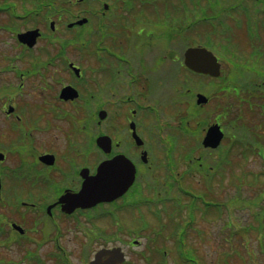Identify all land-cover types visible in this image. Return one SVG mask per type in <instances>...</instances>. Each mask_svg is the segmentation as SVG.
<instances>
[{"label": "flooded vegetation", "instance_id": "1", "mask_svg": "<svg viewBox=\"0 0 264 264\" xmlns=\"http://www.w3.org/2000/svg\"><path fill=\"white\" fill-rule=\"evenodd\" d=\"M167 1L0 0V67H4L0 73L4 72V77L9 79L7 73L12 72L16 79V84L7 78L4 79L6 97L4 118L8 119L11 128L15 130L13 127L17 128L23 124L26 118L25 109L36 104L34 101L28 102L24 109L16 104L20 103V99L23 101L25 94L29 93L25 88L28 80L35 78L38 82L32 87L38 92L40 103L53 101L62 112L58 116L55 115L57 112L54 113L52 125L43 129L44 131H48L56 120L66 119L68 131L78 132L82 137L81 143L88 144L92 126L99 130L91 137L92 146L96 151L93 161H90V157L84 159L75 154L77 150L75 146L80 142L72 138L66 145V151L72 150L73 155L60 156L54 150L40 151L37 161H34L37 170L20 171L19 168H23L27 163L23 166L17 165L15 168L10 164H4V176L7 178L5 180L13 179L18 182L17 185H22L20 189H14L12 195L23 189L27 182L32 186H38L37 193L31 194L26 189L27 197L21 202L11 203L15 210L19 207L25 208L21 211L31 217L30 228L24 225L23 228L20 224L11 222L22 229V231L14 229L18 233L15 238H31L38 243H50L51 251L47 255L40 251L29 253L35 264H48V261L53 264H138L141 259L145 260V264H154L152 255L168 257L172 252L177 254V258L172 259L173 264H200L197 250L189 245V233L197 219L178 220L179 222H175L171 228L176 234L164 235L162 240L156 236L155 240L152 235H137V229L131 228L127 229L128 235L120 233L123 219L121 214L128 209L131 210L138 203L132 193L140 183L139 176L154 173L148 171L151 167V153L155 156L165 147L170 152L168 146L171 145L169 139L172 125L169 122L167 69L174 71L178 80L183 77L184 70L189 75L194 74L184 63L185 49L191 46L184 38V33L179 40V33L175 36L180 42L177 44L180 48L177 53L171 49L167 50L170 52L168 53L162 41L165 40L164 33L170 36L172 32L169 35L163 31L165 28H160L162 25L159 24H162L163 17L158 19L154 16L156 19L154 22H147L144 18L137 23L136 14L141 17L143 12L140 9L143 8L145 13L148 9L153 14L157 10L161 16L167 15L166 10L168 12L169 9ZM240 1L243 2L242 5ZM209 2L212 7L221 5L222 8H226L225 14L231 13L234 9L233 12L242 15L256 14L258 18H262L264 13V0H209ZM137 4L142 6L139 10ZM255 23L260 24L259 21ZM186 30L190 31L191 27ZM143 34L148 41H140ZM195 45L201 44L194 43L192 46ZM159 46H163V49L161 50ZM128 47L133 48L129 54ZM182 49L184 50L181 53ZM10 51L14 53L11 54ZM219 63L222 65L221 60ZM172 76L174 77L173 74ZM65 87L73 88L78 97L74 100H63L60 94ZM9 88L16 91L10 97ZM174 88L178 89V86ZM110 98L113 100H108ZM175 104L179 106L180 102L176 101ZM184 122V119L180 118L178 126L188 129ZM136 135L142 144L137 145ZM153 135L157 143L152 142ZM101 137L108 138V142L104 143L101 140V145L97 146L95 139ZM22 143L23 137L19 134L12 147H18L19 150ZM191 147L195 148L194 152H200L198 145ZM217 149L219 148L208 150ZM19 154L21 158L20 150ZM41 155H50L51 162L40 160ZM116 155H124L136 169L133 184L121 197L91 208L70 209L66 203L59 201L64 195L72 196L78 193L84 176L95 174L97 166L102 161ZM228 156L229 154L218 156L214 165L210 166V171L199 173L197 169L191 171L193 165L187 166L191 168L186 171L169 170L177 168L178 165L176 159L169 155V160L164 164L167 168L164 173L157 177L153 175L147 177L148 181L153 179L152 184L164 180L162 188L165 194L161 197L162 202L159 207L157 206V212L163 216L168 215L173 209L169 210L166 203L174 208L181 204L180 198L184 194L192 196L199 194L192 190L191 186L186 185L185 180L199 178L208 186H212L220 173L216 171L218 163L221 159H228ZM40 165L43 169L38 167ZM200 166L201 164L197 168L201 171ZM199 174L203 177L196 176ZM169 189L172 190V194L166 195ZM173 190L179 195H174ZM148 198H150L148 201L153 203L158 199ZM5 200L7 199L4 197V203L8 206ZM211 200L213 206L218 205L217 199ZM105 220L113 233H104ZM99 221L104 226H99ZM177 224H180L181 228L176 230ZM225 226L227 227V224ZM145 228H148V225L140 230ZM71 231L80 233V236L73 237L80 239V246L76 245L77 242H71L68 246L64 244L65 234ZM214 235L215 239L216 234ZM163 242L172 243L173 250L162 246ZM102 250L111 252L99 259L97 255Z\"/></svg>", "mask_w": 264, "mask_h": 264}, {"label": "rangeland", "instance_id": "2", "mask_svg": "<svg viewBox=\"0 0 264 264\" xmlns=\"http://www.w3.org/2000/svg\"><path fill=\"white\" fill-rule=\"evenodd\" d=\"M166 3L169 9L168 12L166 10L167 15L163 14L162 16L157 10L153 14L147 9L145 13V8L142 10L140 9L142 6L137 4V9L143 12L141 17L136 14L137 23L143 21L144 18L147 22H154L156 20L155 17L158 19L163 17L162 24H159L162 25L160 28H165L163 31H166L169 35L172 32L170 36H166L164 33L165 40L162 42L166 46V52L171 49L172 52L177 53L178 49H180L177 46V44H180L178 40L184 33V38L190 44L200 43L211 50L219 61L223 62L221 80H216V82L205 80L202 77L191 76L185 70L183 77L178 80L175 72L170 68L167 69L169 74V90H167L168 102H170L169 122L172 125L169 139L171 143L169 145L170 156L178 162V169H185L186 171L191 168L187 166L193 165L191 171H196L197 169L200 173L202 171L197 168L198 165L201 164L202 169L204 167L205 171H210V166L227 149L230 162L219 167L220 173L216 176L212 186H208L199 178L185 180L186 185L191 186L192 190L204 194L209 199L215 198L218 201H222L231 196H237L242 200L243 205H249V208L238 209V206L233 204L232 209L227 207L222 210V216L218 213L215 216L212 209L207 211L206 214H198L199 232L194 233L191 231L189 233V245L194 250H197L200 256V264H264V243L262 245L263 248L259 244L264 241V212L257 202L260 196L258 194L264 192V98L262 95L259 98H255L251 94L248 97L241 91L246 85L260 84L264 76V13L262 18L256 19L260 23L256 25V21L253 23L255 19L247 14L244 13L245 18L240 17V14L233 12V10H231V13L225 14L224 9L226 8H222L221 5H217L216 8L212 7L209 0H168ZM188 25L192 26L190 31L186 30ZM183 27H185L184 30ZM258 31L261 33V39L253 38ZM178 33L179 37L176 40L175 36ZM142 37L143 39L140 41H148L144 34ZM171 37L173 40H171ZM248 38H253L252 40L254 41L248 40ZM208 39H210V43L214 44L204 43ZM260 47L263 55L258 60L257 57L250 54L249 50ZM159 48L162 50L163 46H159ZM132 49L128 47V54ZM183 50H181V53ZM245 51H247V54ZM10 53L14 52L10 51ZM1 69H4V67H0ZM7 74L9 79L4 77V74L0 77V152L7 155L6 157L4 154L5 160L0 163V170L3 173L4 164H10L15 168L17 165L21 166L22 163H27L26 165H30L31 169L37 170L34 161H37L40 151L49 152V150H52L53 152L54 150L60 156L65 154L73 155L74 152L72 150L70 152L66 151V145L69 139L72 138H74V141L80 142L75 146L77 148L75 154L79 158L88 159L90 157V161L95 159L96 151L91 144V137L98 130L96 126L93 125L90 129L88 144L81 143L82 137L78 132L71 133L68 131L69 125L66 119L56 120V123L54 122L48 131L43 130L52 125V116L55 112H57L56 116L62 112L53 101L40 103L41 98L38 96V92L33 89L38 82L35 78L28 80L25 88L29 93L25 94L23 101L20 99L21 104L19 102H16V104L23 109L28 102L34 101L36 104L25 109L26 118L23 121L24 123L18 125L17 128L13 127L16 131L13 130L9 125V121H7L8 119L4 118L3 105L6 97L4 96L3 85L5 78L14 84H16V79L12 72ZM224 81L227 82L221 84ZM176 86H178V89L174 88ZM211 90H215V92ZM261 90L264 92V85ZM15 92V90H8V96H12ZM253 92L258 93V91ZM197 93L206 95L209 103L203 106L197 105L195 102ZM108 100L112 101L113 99L110 98ZM176 101L180 102L179 106H176ZM180 118L184 119V125L191 130V134L181 135L175 129ZM214 123H219L220 127L222 126L224 134L221 143L223 147L221 154H219V150H205L201 146V139L205 130ZM17 132L23 137L22 146L19 148L21 158H19L18 147H12V144L17 140V136H19ZM239 138L242 141L237 140ZM230 140L231 142H229ZM152 142L157 143L154 135ZM229 143L231 146H228ZM193 145H198L200 152H194L195 148L191 147ZM160 147L162 149V145ZM162 154L169 153L165 150L164 152L156 153V157L151 153V167L148 171L154 173H144L139 176L140 183L136 185L132 193L138 203L131 210L122 211L123 214H121L123 219L121 220L120 233L122 235H128V228L139 230V228L148 225V228L139 230L140 232L137 235H152L154 239L156 236L162 240L164 235L170 236L174 234L171 228L175 222L177 223L180 218L186 217H178L177 214L180 213L175 209L164 216L159 211L157 212V206L162 202L161 197H164L165 194L164 188H162L164 180L152 184L153 179H149V182L147 177L151 175L157 177L164 173ZM38 167L42 168L43 166L40 165ZM196 176L203 177L200 174ZM0 178L2 179L3 190L6 193L4 194L3 192L4 195L0 198V264L16 262H19V264H30V260L25 259L28 252L40 251L47 255L51 251L50 243H38L31 238H15L18 233L14 229L17 228L11 222L30 228L31 217L28 213L21 211L25 208L19 207L15 210L11 203L14 204L13 199L22 200L27 197L25 194L26 189L31 194L37 193L38 189L36 188L38 186H32L27 182L23 185V189L12 195L13 190L16 188L20 189L22 185H17L18 182L13 179L5 180L7 178L3 175H0ZM236 184H241L240 190L236 187ZM173 192L174 195H179L175 194V190ZM170 194H172V190L169 189L166 195ZM4 197L7 199L5 202L8 203V206L4 203ZM36 197L38 196L36 195ZM148 197L158 199L153 203L148 201L150 199ZM140 199L144 201H140ZM181 199L187 201L189 198L186 197L185 199L184 196H181ZM255 202L257 203L255 204ZM261 202L264 204V200H261ZM250 209H254L255 212ZM200 212L199 210L198 213ZM252 215L257 218L259 233L252 230L244 232L243 224H245L244 222L246 224L251 222L253 220ZM226 221L228 222V227L225 226ZM99 226H104V224L99 221ZM108 227L111 226L105 220L104 233H113ZM11 233L13 234L12 236ZM29 233L32 235L31 231ZM79 234L77 232L72 233V231L67 232L64 244L68 246L71 242H77L76 245L80 246V239L73 238L74 236H80ZM214 234H216L215 239ZM162 244V246H167L169 250H173L172 243L165 244L163 242ZM170 255L166 257L167 260L164 258L167 261L166 264H173L172 259L176 257V253L172 252ZM152 258H154V255H152ZM144 261V259H141L138 264H145ZM158 262L157 257L156 260L153 259L154 264H158ZM31 264L35 263L32 262ZM48 264L53 263L48 261Z\"/></svg>", "mask_w": 264, "mask_h": 264}, {"label": "water", "instance_id": "3", "mask_svg": "<svg viewBox=\"0 0 264 264\" xmlns=\"http://www.w3.org/2000/svg\"><path fill=\"white\" fill-rule=\"evenodd\" d=\"M185 64L190 69L217 76L219 74V64L216 63L215 58L210 52L203 48H190L185 53ZM64 89L67 97H73L74 93ZM62 97L66 98L65 94ZM205 98L199 95L198 102H205ZM222 133L217 125L211 126L203 140L205 146L216 147ZM105 137H101L97 140L98 144L105 143ZM3 159V155L0 154V160ZM98 172L94 177H88L83 184L82 194L83 196L78 201L69 200L66 203L72 207L86 206L94 204L100 200H111L114 197L122 194L125 189L132 183L134 178V168L129 161L121 156H117L109 161L102 162L98 167ZM70 204H69V203Z\"/></svg>", "mask_w": 264, "mask_h": 264}]
</instances>
